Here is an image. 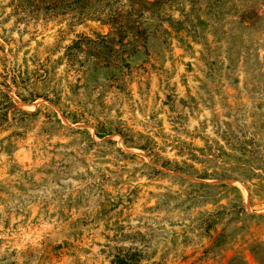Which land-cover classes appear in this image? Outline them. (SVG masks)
Listing matches in <instances>:
<instances>
[{"label":"rangeland","instance_id":"374dc122","mask_svg":"<svg viewBox=\"0 0 264 264\" xmlns=\"http://www.w3.org/2000/svg\"><path fill=\"white\" fill-rule=\"evenodd\" d=\"M0 264H264V0H0Z\"/></svg>","mask_w":264,"mask_h":264}]
</instances>
